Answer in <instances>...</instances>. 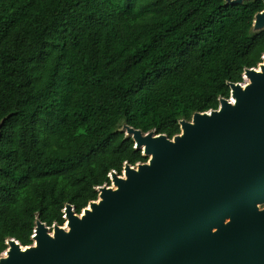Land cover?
Masks as SVG:
<instances>
[{
	"label": "trees",
	"instance_id": "obj_1",
	"mask_svg": "<svg viewBox=\"0 0 264 264\" xmlns=\"http://www.w3.org/2000/svg\"><path fill=\"white\" fill-rule=\"evenodd\" d=\"M262 0H0V256L63 226L147 162L124 126L173 138L264 55Z\"/></svg>",
	"mask_w": 264,
	"mask_h": 264
},
{
	"label": "water",
	"instance_id": "obj_2",
	"mask_svg": "<svg viewBox=\"0 0 264 264\" xmlns=\"http://www.w3.org/2000/svg\"><path fill=\"white\" fill-rule=\"evenodd\" d=\"M179 125L173 138L124 126L147 162L111 172L80 214L66 204L63 226L37 220L31 245L8 239L0 264H264V55Z\"/></svg>",
	"mask_w": 264,
	"mask_h": 264
},
{
	"label": "rangeland",
	"instance_id": "obj_3",
	"mask_svg": "<svg viewBox=\"0 0 264 264\" xmlns=\"http://www.w3.org/2000/svg\"><path fill=\"white\" fill-rule=\"evenodd\" d=\"M113 184L111 183L110 186H112Z\"/></svg>",
	"mask_w": 264,
	"mask_h": 264
},
{
	"label": "bare ground",
	"instance_id": "obj_4",
	"mask_svg": "<svg viewBox=\"0 0 264 264\" xmlns=\"http://www.w3.org/2000/svg\"><path fill=\"white\" fill-rule=\"evenodd\" d=\"M249 81L247 80V82L246 83H248Z\"/></svg>",
	"mask_w": 264,
	"mask_h": 264
},
{
	"label": "snow or ice",
	"instance_id": "obj_5",
	"mask_svg": "<svg viewBox=\"0 0 264 264\" xmlns=\"http://www.w3.org/2000/svg\"><path fill=\"white\" fill-rule=\"evenodd\" d=\"M6 255V254H5Z\"/></svg>",
	"mask_w": 264,
	"mask_h": 264
}]
</instances>
